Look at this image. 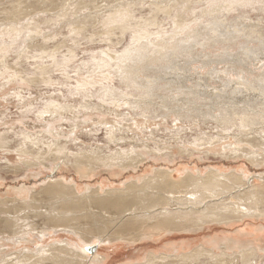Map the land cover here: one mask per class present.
Returning a JSON list of instances; mask_svg holds the SVG:
<instances>
[{
  "label": "bare ground",
  "instance_id": "obj_1",
  "mask_svg": "<svg viewBox=\"0 0 264 264\" xmlns=\"http://www.w3.org/2000/svg\"><path fill=\"white\" fill-rule=\"evenodd\" d=\"M63 1L65 0H16L12 6L15 5L16 9H21V11L15 13L10 9L6 15L13 19L22 13L23 15L24 13L26 15L27 13L37 14L47 9L50 10L48 8L50 6L56 8L58 2L63 6L67 2ZM253 1L251 4L254 3ZM185 2L187 7H190L192 0H185ZM261 2L264 8V1ZM248 3V0H229L230 5ZM92 5L96 6V4ZM122 8L111 11L112 13H109L103 20V36L110 37L114 33L113 29L119 30L122 34L128 30L129 11ZM220 8L219 11L222 10ZM226 8L230 9L228 6ZM91 9L93 10L94 7ZM168 10L161 8L159 11L167 14ZM61 13L58 16L64 15V11ZM203 13L209 14L210 12L204 9ZM75 14L73 13L72 16ZM23 15L18 17L21 18ZM63 17H66V14ZM81 22L84 23V21ZM78 23L77 27H72L73 29L70 26L74 34H80L87 24L86 22L85 25L80 23L78 26ZM16 27L2 29L3 34L16 38L17 33H22V30ZM102 33L99 34L102 36ZM152 35L149 32L133 35L132 43L120 54L110 55L107 51L105 56L107 60L114 62L113 66L108 61L100 62L99 66L95 65V68L96 66L98 68L97 73H100L102 80L105 81H95L99 82L97 84L99 89L95 91L97 92L96 97L100 99L102 105L111 101L110 107H113L115 111L108 114L109 117L112 116V119L108 118L111 120L110 125L104 123V119L98 116L96 123L98 125L85 130L92 135H97L103 129L105 132L103 142L107 150L97 146L95 150L90 148V150H81V146L78 150L76 146L77 152H72L65 140V144L59 142L63 132L60 129L58 132L55 123L66 120L65 115H68L71 120L81 118V124L85 125L90 113L95 111L99 114L103 112L102 108H105V106L101 107L96 104L95 106L91 103H83L74 108L67 103L66 105L64 103L66 101L62 103L46 101L44 110L38 112L36 119L44 122L45 128L52 129L54 133L52 137L57 139L56 142L51 139L52 141L45 144L39 141V138H33L32 135L21 132V145L16 149H11L6 146L0 136V170H6L9 167L16 169L15 164L12 165L9 158L10 154H13L19 161L16 164L18 168L25 172L35 169L31 171V174L36 178L39 176L46 178L34 182L31 187L9 184L2 194L3 197L0 196V264H108L112 257L111 255L106 256V246L111 243L134 244L141 247L145 246V240L157 244L162 238L173 234H176L172 238H176L177 242L169 241L159 251L155 249L156 247L153 248L152 244L148 245L149 252L139 254V256L143 255L137 259L135 264H165L172 257L177 260L176 264L196 262H201L198 264H234L230 263L234 259L241 260L240 264H259L260 261L257 260H264V178L261 174L251 175L243 168L226 171L210 167L201 171L184 167L172 171L167 166H163L148 175L143 172L142 175H138L145 161L148 158H154L149 156L151 153L162 156L168 150L160 146L164 142L159 144L154 141L150 144L154 132L160 126L154 121L159 116L146 115L154 106L150 102L153 97L152 90L157 87L166 89L169 83L159 86L152 81H143L139 76L145 72L144 62L148 53L154 56L146 63H154L166 55L168 48L174 47L169 42L163 41L161 37H158L157 42L151 40ZM209 42L210 39L206 41L207 44ZM2 50L6 52V49ZM54 50L56 51V47ZM53 53H45L52 59L50 66L35 67L38 78L37 76L23 78L20 74L18 75V72L12 70L13 68L9 69L7 65L4 66L0 69V82L2 81L0 91L17 80L20 83L34 86L39 83L50 84L52 81L47 77V72L57 63ZM6 78L9 81L3 82ZM112 78L118 80L125 89L144 91L148 96L142 99L140 97L127 99L126 92H119L120 90L118 91L109 82ZM246 80L242 79V82L239 81L240 83L234 84L233 87L224 89L229 95H243L242 105L238 106V102L234 101L229 104L228 99L229 103H223L215 108L210 107L211 109H207L208 113L204 111L202 119H205L207 115L217 126L222 127L220 134L212 138L205 137V141L208 143L207 147L209 143L214 142V147L216 144H221L218 142L232 137L234 143H230L226 148H219L216 155L224 160L235 161L243 158L255 168H259L264 166V149H255V145H259L255 142L256 138L260 137L264 142V129L256 131L255 126L261 124L264 127V102L258 104L255 100L252 102V98H248L247 94L252 90V86ZM256 82L257 86L261 85L264 96V71ZM94 86L95 83L79 80L68 89L67 95L87 93L89 92L87 89ZM119 99L124 102L120 103ZM126 99L135 101L130 104L125 101ZM122 104L129 106L128 110L131 114L118 113L122 109ZM97 109L99 111H96ZM214 112H217V115H214ZM98 114L94 113V115ZM160 117V121L163 118L166 124L167 117ZM234 128L239 135L232 134ZM77 129L78 124L72 125L70 134L74 135ZM146 132L150 138L142 139ZM66 140L68 141V138ZM74 141L75 139H71L72 145ZM110 147L118 150H112ZM180 153L189 155L187 150H182ZM207 155L208 153L205 154ZM48 156L53 158L45 159ZM84 168L88 169L84 171ZM98 168L105 169L110 176L120 175L123 171H128L131 175L126 177L118 188L116 187L119 184L111 185L107 181V184L96 187L88 186L89 175ZM43 170L49 174H41ZM70 170L76 176L67 178L64 174ZM14 172L17 173L15 170ZM173 173H178L177 179L172 178ZM77 177L81 180L86 179L87 183L77 181ZM176 189L179 190L175 191ZM44 204H48L46 212L40 210ZM216 226L221 232L219 235L208 234L202 240L191 241L189 239L192 237L188 234L213 230ZM122 248L119 246V249ZM130 262L131 260L126 264H131Z\"/></svg>",
  "mask_w": 264,
  "mask_h": 264
},
{
  "label": "rangeland",
  "instance_id": "obj_2",
  "mask_svg": "<svg viewBox=\"0 0 264 264\" xmlns=\"http://www.w3.org/2000/svg\"><path fill=\"white\" fill-rule=\"evenodd\" d=\"M5 1L0 0V7L3 6V8H0V34L3 35H0L3 37H0V41L2 40V42H4H0V69L7 65L9 69L13 68L12 70L18 72V75L20 74L23 78H33V76H37L38 78L35 67L39 65L50 66L52 64V59L47 57L48 53L55 52L53 54L57 62L56 66L51 67L50 71L47 72V77L52 81L50 84L45 85L39 83L34 86L20 83L19 80H17L18 82H13L6 86L3 91H0V136L2 140L5 141L7 147L16 149V147L21 145V132L30 134L33 138H39L38 140L45 144L49 141L57 140L55 137H52L54 136L52 129L45 128V123L40 122L36 117L38 112L44 110L46 101H57L60 103L66 101L64 102L65 104L67 103L70 107L74 108L83 105V103L96 104L101 107L105 106V108H102V113L98 114L95 111L90 113V117L87 119L85 125L81 124V118L71 120L70 116L65 115L68 120L57 121L55 123L58 132L59 129L63 132V136L59 139V142L64 144L67 142L72 152H77L76 146L78 150L80 146L81 150H95L96 146L107 150L103 142L105 135L103 129L100 128L101 130L97 135H92L90 132L86 131L98 125L96 124L98 116L104 119V123L110 125L112 116L109 117L110 115L108 114L115 111L112 109L113 107H110L111 101L106 104V107V105H102L100 99L96 97L97 92L95 91L99 89V85L97 86V84H99L100 81L105 82L102 80L101 74L97 73V66H99V63L102 61H108V63L110 62L113 66L114 62L112 63L109 59L107 60L105 56L107 51L110 55L120 54L132 43L133 35L149 32L151 35L155 34L151 36V40L157 42L159 41L158 37H161L163 41L169 42L174 47L168 48L166 55L154 63H146L154 56L148 53L147 59L144 62L145 72L139 76L143 81H152V83H156L159 86L169 83L166 89L157 87L152 90L153 97L150 102L154 106L151 112L146 115L149 117L159 116L154 121L155 123H159L160 126L158 130L154 132V137L150 144L154 141L159 144L164 142L160 146L166 147L168 150H166L162 156L151 153L149 156L154 158H148L145 161L144 165L138 171V175H142V172L148 175L153 170L162 168L163 166H167V168L172 171L184 167L204 171L206 168L215 167L221 170L225 169L226 171L243 168L251 175L261 174L264 178V166L255 168L243 158L235 161L224 160L216 155L219 148H226L230 143H234L232 137L218 142L221 144H216L214 147V142L209 143L210 145L207 147L206 144L208 143L205 141V137H216L217 134H220L222 131V127L217 126L213 119L208 118L207 115L205 119H202V114L209 112L207 109H211L212 107L215 108L218 105H223V103L227 104L230 102L229 104H231L238 102V106L242 105V101H244V99H242L243 95H229V93L224 90L233 87L236 83L242 82V79H247L246 81H249L252 86L251 93L249 92L247 94L248 98H252L253 100L251 99V101L253 102L255 100L258 104L264 102V96L260 88L261 85H258V87L256 84L259 75L264 71V8L262 5L263 2H261L264 0L260 2L259 0H248L249 3L246 5H230L229 0H192V3L189 5L190 7H187L185 0H89L88 2H86V0L81 2L77 0H70V2L69 0H65L63 2L67 1L69 3L66 2L63 6H61L62 4L60 2L56 4L58 8H62L58 9L57 7L53 8L50 6L48 8L51 11L48 9L45 10L51 13L54 12L53 14L50 12H46V14L44 13L45 11L37 14L27 13V15L25 13L24 15L23 13H18L19 15L15 16L16 19H12L10 16L8 17V15H6L8 13L7 11L10 9L14 10L15 13L21 11V9H16L15 5L12 6L16 0ZM251 1L254 3L251 4ZM79 3H81V5ZM4 4H6V6ZM92 4H96V6ZM78 5L81 6V8ZM118 6L129 11L130 19L127 21L129 28L123 34L120 33L119 30L113 29L114 33L111 34L110 37L103 36V20L109 13H112L111 11L119 8ZM227 6L230 7V9H227ZM90 7H94V9L92 10ZM160 7L169 9L168 13L165 14L159 11L161 10ZM5 8H7L6 11H4ZM219 8L222 10L219 11ZM261 8L263 9L260 10ZM65 9H67V11ZM79 9L81 10L78 11ZM204 9L210 13L204 14ZM2 11H4V13ZM60 11H64L63 16L66 14V17L58 16L59 13L62 14ZM55 12L57 13L55 14ZM73 13H76L75 15L78 16L74 15L77 21L76 18L72 16ZM20 15L23 16L20 18L18 17ZM4 17L5 19H3ZM80 17L83 19L81 20ZM81 21H84V23ZM11 22L14 27L17 26L16 28L22 30V33H17L18 36H16V38H14L15 36L8 37V35L3 34L2 31V29L13 27ZM78 22L84 25L86 22L88 25L86 24V26H84L85 29H83L80 34H74L71 30L77 27ZM41 23L43 25H41ZM80 23H78V26ZM70 26L73 28L71 29ZM99 33H102V36ZM89 37L90 39H88ZM208 39H210L209 44L206 43ZM55 47L56 51L54 50ZM2 49H6V52ZM46 52L47 54H45ZM144 53L147 52L144 51ZM25 55H27V57ZM62 61L64 62L62 63ZM96 64L97 66L95 68ZM207 74H209V76ZM79 80L90 81L95 83V86L88 88L87 91L89 92L87 93H73L71 96L67 95L68 89L73 87L76 81ZM7 81H9L7 78L3 80V82ZM109 82L114 85L118 91L120 90L119 92H126L127 99H135L138 97L142 99L148 96L144 91L125 89V87L120 85L118 80L114 78ZM1 84L2 81L0 82V85ZM187 88H189V90H186ZM224 94H226V96H224ZM220 96H222V98H220ZM127 99L125 101L130 102V104L135 101ZM119 102L123 103L124 101L119 99ZM121 108L122 109H120L118 113L131 114V111L128 110L129 106L122 104ZM164 108L166 109L164 110ZM96 111L99 110L97 109ZM94 113L98 115H94ZM214 115H217V112H214ZM160 116L167 117V119H165L166 124H164L165 121L163 118L161 120L162 122L160 121ZM108 118L110 119L108 120ZM74 124H78V129L75 134L72 135L73 133L70 134V129ZM175 125H177V127H175ZM255 128H257L256 131L264 129L261 124L255 126ZM233 131V135L238 134L236 133V128H234ZM67 138L68 141L66 140ZM143 138L149 139L150 136L146 132L145 135L142 136V139ZM71 139H75L73 142L74 145H72ZM255 143L259 144L255 145V149H264V142L261 141V137L259 139L256 138ZM110 149L115 150L116 148L110 147ZM182 150L189 151V155L181 154L180 152ZM44 151H46V149H44ZM206 153H208L207 156H205ZM9 158L12 165L15 164L16 169L14 170L17 173L10 167L6 170H0L1 197H3L2 194L9 184L31 187L34 182L46 179L45 176L36 178L35 175L31 174V171H35V169L25 172L23 169L18 168L16 164L19 163V161L16 160L13 154H10ZM48 158L53 157L48 156L45 159ZM87 169L88 168H84L83 170L85 171ZM62 172L64 173L65 171ZM44 173L49 174V172L46 173L44 170L41 171V174ZM60 175L62 174L60 173ZM74 175L75 174L71 170L64 174L67 178L73 177ZM130 175L128 171H123L120 175L110 176L105 169L98 168L93 174L89 175L90 177L87 180V185L96 187L105 183L107 184L108 182L116 186L119 184L116 187L118 188L121 186V183L125 181V178L130 177ZM171 176L177 179L178 173H173ZM77 181H83L85 184L87 183L85 182L86 179L81 180L79 177H77ZM178 190L179 189H176L175 191ZM40 210L46 212L48 210V204L41 206ZM220 233L219 228L216 226L213 230L209 229L204 232L191 233L188 234V236H191L192 238L189 239L193 241L202 240V238H205L208 234L219 235ZM172 236H176V234L162 238V243L157 245L158 247H156V250H161L164 244L169 241H178L176 238H172ZM148 243L150 242L145 240V246L141 247H137L134 244L118 242L107 245L106 256L109 257L111 255L110 257H112L108 264H126L129 263V260H131V264H135L137 259L143 255L139 256V254L149 252V250H147ZM119 246L123 248L119 249ZM174 259L173 257L170 258L165 264H172L173 262V264H176L175 261L177 260ZM177 259L179 260L180 258ZM257 261H260L259 264H264L263 259ZM241 262L242 261L239 259H234L230 263L240 264ZM198 263L201 262H196L194 264Z\"/></svg>",
  "mask_w": 264,
  "mask_h": 264
},
{
  "label": "crops",
  "instance_id": "obj_3",
  "mask_svg": "<svg viewBox=\"0 0 264 264\" xmlns=\"http://www.w3.org/2000/svg\"><path fill=\"white\" fill-rule=\"evenodd\" d=\"M170 242H172V241H170ZM160 243H162V241H160V242H157V244H155V243H148L149 245L150 244H152L153 246V248H155V247H157V245H159ZM147 244V243H146ZM156 249V248H155Z\"/></svg>",
  "mask_w": 264,
  "mask_h": 264
}]
</instances>
